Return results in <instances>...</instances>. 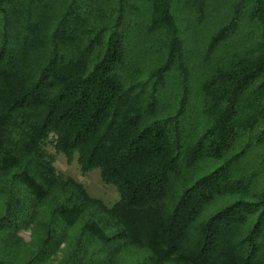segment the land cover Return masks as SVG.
<instances>
[{
    "label": "trees",
    "instance_id": "16d2710c",
    "mask_svg": "<svg viewBox=\"0 0 264 264\" xmlns=\"http://www.w3.org/2000/svg\"><path fill=\"white\" fill-rule=\"evenodd\" d=\"M59 253L264 264V0H0V264Z\"/></svg>",
    "mask_w": 264,
    "mask_h": 264
},
{
    "label": "rangeland",
    "instance_id": "374dc122",
    "mask_svg": "<svg viewBox=\"0 0 264 264\" xmlns=\"http://www.w3.org/2000/svg\"><path fill=\"white\" fill-rule=\"evenodd\" d=\"M47 150L55 157L57 170L66 177H70L82 184L91 196L103 201L109 207H112L120 200L121 194L119 190L116 186L103 182L100 170H93L87 173L82 170L77 154L70 159L64 153L57 152L53 146H48ZM20 236L30 248H34L35 237H38L37 233H33V230H24L20 233ZM62 258L63 253H59L58 258L54 259L52 264H58Z\"/></svg>",
    "mask_w": 264,
    "mask_h": 264
}]
</instances>
